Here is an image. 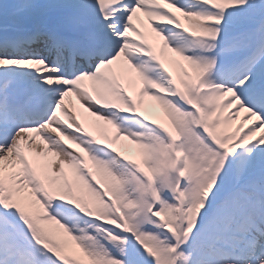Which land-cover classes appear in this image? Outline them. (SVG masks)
Here are the masks:
<instances>
[{
	"label": "snow or ice",
	"instance_id": "1",
	"mask_svg": "<svg viewBox=\"0 0 264 264\" xmlns=\"http://www.w3.org/2000/svg\"><path fill=\"white\" fill-rule=\"evenodd\" d=\"M0 264H264V0H0Z\"/></svg>",
	"mask_w": 264,
	"mask_h": 264
},
{
	"label": "rangeland",
	"instance_id": "2",
	"mask_svg": "<svg viewBox=\"0 0 264 264\" xmlns=\"http://www.w3.org/2000/svg\"><path fill=\"white\" fill-rule=\"evenodd\" d=\"M168 57H172V58L177 60V56L175 53H171V52L166 51L165 55H164V59L169 60ZM71 96L66 98L65 104L66 103L70 104V106L67 105L66 107H70V110L74 111L75 119H77L83 127H91V128L93 127L98 132H100V129L103 128V129H106L107 131H112L115 133V129L112 128L111 125H107L103 121H100L99 123H97L96 118L91 116L88 112L84 111V109L78 103L77 99L72 98ZM140 103H141L143 111L146 113L147 116L155 117V118H158V119L168 123L167 117L164 115L163 109L160 107V105L158 104L157 101L153 100L148 95H143L141 97ZM242 114L243 113L241 111L239 114L234 115V117H232L229 120V122L231 123L237 117H242L243 116ZM248 120H249V118L244 120L242 124L248 123ZM122 139H124L125 142L123 140H120V138L115 140V145H116L117 149L124 152L126 155L136 156L137 152L135 150V146L132 145L131 142L128 141L126 138L122 137ZM66 143H67V141H66ZM73 147H75V146H73ZM66 171H67V169H66ZM69 247L75 248V245L70 242Z\"/></svg>",
	"mask_w": 264,
	"mask_h": 264
},
{
	"label": "bare ground",
	"instance_id": "3",
	"mask_svg": "<svg viewBox=\"0 0 264 264\" xmlns=\"http://www.w3.org/2000/svg\"><path fill=\"white\" fill-rule=\"evenodd\" d=\"M65 105H66V106H67V105H69V106H70V104H69V103H66ZM68 108L70 109V107H68ZM99 122H100V121H97V123H99ZM122 137H123V136H121V137H120V140H123V141L125 142V140H124V139H122Z\"/></svg>",
	"mask_w": 264,
	"mask_h": 264
}]
</instances>
